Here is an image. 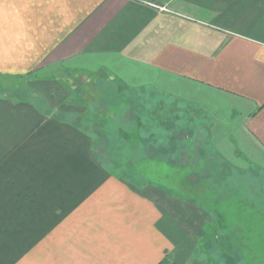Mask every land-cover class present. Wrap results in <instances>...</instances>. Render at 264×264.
Segmentation results:
<instances>
[{
	"label": "crops",
	"instance_id": "0c3cea01",
	"mask_svg": "<svg viewBox=\"0 0 264 264\" xmlns=\"http://www.w3.org/2000/svg\"><path fill=\"white\" fill-rule=\"evenodd\" d=\"M62 70L109 73L125 101L153 103L134 116L194 126L217 159L264 172V0H0V79L34 93L0 97V264L194 263L195 206L38 110H63Z\"/></svg>",
	"mask_w": 264,
	"mask_h": 264
},
{
	"label": "rangeland",
	"instance_id": "374dc122",
	"mask_svg": "<svg viewBox=\"0 0 264 264\" xmlns=\"http://www.w3.org/2000/svg\"><path fill=\"white\" fill-rule=\"evenodd\" d=\"M58 76L66 85L56 88L67 97L55 113L88 132L97 158L124 178L152 184L202 213L192 264H264V172L217 159L205 148L204 135L186 125L189 118L180 120L188 132L173 133L172 118L134 116L152 110L153 103L125 101L124 87L107 72L92 77L62 70ZM28 81L33 78L0 79V97L32 99ZM36 99L38 109L50 111L44 98Z\"/></svg>",
	"mask_w": 264,
	"mask_h": 264
},
{
	"label": "trees",
	"instance_id": "16d2710c",
	"mask_svg": "<svg viewBox=\"0 0 264 264\" xmlns=\"http://www.w3.org/2000/svg\"><path fill=\"white\" fill-rule=\"evenodd\" d=\"M29 76H32V75H29ZM29 76H28V78H29ZM37 98H39V99H41L39 96H37ZM21 100H23V99H21ZM40 112H43L45 115H47V116H52L54 119H56V120H59V121H61V122H65V123H68V124H70V125H72L73 127H75V128H77V129H79V130H81V131H84V132H86V130H84L83 128H82V126L79 124V123H76V122H74L73 120H69V119H65V117H62V116H60L59 114L60 113H51L50 111H48L47 109H44V110H41L40 108L38 109ZM59 112V111H58ZM86 133H88V132H86ZM90 136V135H89ZM95 154V153H94ZM95 157L97 158V156H96V154H95ZM98 159V161L104 166L105 165V163L98 157L97 158ZM107 166H110L111 167V165H107Z\"/></svg>",
	"mask_w": 264,
	"mask_h": 264
}]
</instances>
